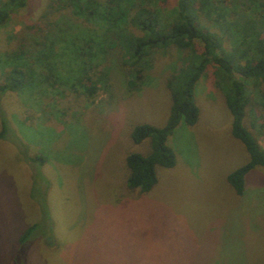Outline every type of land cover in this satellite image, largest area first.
I'll use <instances>...</instances> for the list:
<instances>
[{
  "label": "rangeland",
  "instance_id": "374dc122",
  "mask_svg": "<svg viewBox=\"0 0 264 264\" xmlns=\"http://www.w3.org/2000/svg\"><path fill=\"white\" fill-rule=\"evenodd\" d=\"M24 1L0 25V80L19 42L45 35L48 44L44 57L29 46L15 59L31 74L30 92L0 93V264H264V166L245 174L239 194L226 181L248 158L230 132L229 84H217L206 65L193 86L196 121L180 120L166 137L174 164L155 167L149 190L127 189L125 156L149 151V139L134 143L130 131L165 123L166 79L183 66V50L154 51L144 82L128 91L118 54L97 62L89 56L94 43L84 54L73 46L88 36L110 39L114 27L136 32L126 23L139 0H115L122 14L112 25L102 15L106 0H71V7L52 11L50 0ZM174 2L157 7L161 23L174 17ZM59 23L72 26L62 33ZM44 61L54 63L57 78L37 85ZM85 61L95 81L92 96L76 81ZM246 91L242 123L264 149L256 123L264 83ZM31 223L34 231L19 243Z\"/></svg>",
  "mask_w": 264,
  "mask_h": 264
},
{
  "label": "trees",
  "instance_id": "16d2710c",
  "mask_svg": "<svg viewBox=\"0 0 264 264\" xmlns=\"http://www.w3.org/2000/svg\"><path fill=\"white\" fill-rule=\"evenodd\" d=\"M166 0H139L136 2L127 23L136 32L124 27L108 30L109 38L84 37L82 45L73 46L74 51L86 53L94 43L97 62L115 52L126 68V90H134L144 82L147 64L157 49L172 46L183 50L182 67L166 79L170 105L165 123L153 126L147 123L136 124L130 131V138L138 143L143 138L149 139V151L145 154L130 152L125 156V186L138 193L149 190L156 182L155 167H170L174 164L173 150L166 144V137L176 124L183 120L193 124L198 116V108L193 98V86L197 78L210 64L216 83L223 87L229 84L225 92V104L231 115L230 132L238 139L246 153L247 160L226 175V181L235 193H241L245 174L254 166H264V149L259 146L254 136L245 128L242 119L248 115L246 109L250 97L246 88L264 83V0H174V17L167 23H161L157 7ZM24 0H2L0 2V25L16 8L23 6ZM50 11L71 7V0H50ZM102 15L110 25L119 19L122 12L115 0H106ZM90 14V10L85 8ZM56 25L55 21L53 25ZM58 29L71 24L59 23ZM52 25V26H53ZM54 25V26H55ZM105 35V34H104ZM81 37V36H80ZM30 37L27 44L22 41L9 52L6 60L7 68L1 75L0 93L4 91L27 92L31 90L32 77L27 70L15 61L26 47L39 50L46 56L48 40ZM76 40H82L78 38ZM75 41V40H74ZM229 43V48L225 44ZM71 50V49H70ZM18 55V56H17ZM75 56V54H74ZM44 60V58H43ZM71 61V60H70ZM54 63L44 61L45 73L37 74L35 83L41 81L52 84L54 79ZM89 61L80 63L77 68L76 81L82 86V92L92 96L96 90L95 81L88 74ZM53 76V77H52ZM253 78L251 85L242 79ZM54 78H57L56 76ZM218 80V81H217ZM73 84L71 83V86ZM257 107V106H256ZM256 118L257 133L264 135V101L258 105ZM255 118V119H256ZM244 121V119H243ZM252 121V120H251ZM249 122V121H248ZM254 122V121H253ZM250 123V125L253 124ZM4 126L0 130V136ZM30 159L41 158L32 156ZM36 227L35 223L27 225L19 234L17 241L23 243Z\"/></svg>",
  "mask_w": 264,
  "mask_h": 264
}]
</instances>
